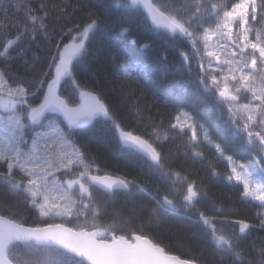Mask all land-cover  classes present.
Listing matches in <instances>:
<instances>
[{"label":"snow or ice","instance_id":"obj_1","mask_svg":"<svg viewBox=\"0 0 264 264\" xmlns=\"http://www.w3.org/2000/svg\"><path fill=\"white\" fill-rule=\"evenodd\" d=\"M0 264H264V0H0Z\"/></svg>","mask_w":264,"mask_h":264},{"label":"trees","instance_id":"obj_2","mask_svg":"<svg viewBox=\"0 0 264 264\" xmlns=\"http://www.w3.org/2000/svg\"><path fill=\"white\" fill-rule=\"evenodd\" d=\"M218 169L223 172L224 171V166L222 164L218 165ZM235 206L238 210V213L242 217H252L255 214V210L247 205H244L241 203L239 200H234ZM175 254H180L178 250H174Z\"/></svg>","mask_w":264,"mask_h":264}]
</instances>
